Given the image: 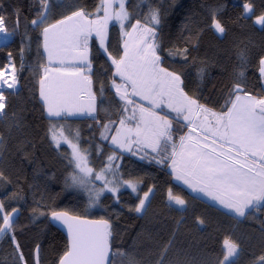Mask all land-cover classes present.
<instances>
[{
	"label": "trees",
	"instance_id": "16d2710c",
	"mask_svg": "<svg viewBox=\"0 0 264 264\" xmlns=\"http://www.w3.org/2000/svg\"><path fill=\"white\" fill-rule=\"evenodd\" d=\"M245 2L253 3L255 9L250 19L242 15ZM99 5L100 0H52L47 22L36 28L31 21L39 15L38 0H0V15L6 18L8 32H14L7 43L0 44V70L7 68L11 53L19 82L18 90L5 89L7 108L4 119L0 120L3 140L0 143V171L10 183H0V199L12 194L19 197L15 201H6L5 211L16 207L21 211L14 227L26 264H35L37 246L40 247V264H58L60 256L67 250L65 234L49 220L52 211L110 220L113 250L134 252L138 264H160L162 259L163 264H218L224 256L222 242L225 238L239 245L232 264H254L264 255V204L239 219L195 198L189 189L175 180L170 168L139 160L101 139V125L118 123L125 112L121 111L123 102L115 96L114 89L106 90L104 102L100 103V81L107 85L115 68L106 54L101 53L96 38L89 42V56L95 73L93 91L97 95L95 119L89 115L66 120L46 116L39 97L40 73L37 69L38 63L46 62L42 47L38 51V45L42 44V27L81 7L95 13ZM218 8V18L227 28L222 37L206 28L211 22L210 12ZM126 9L132 14L131 23L140 20L143 25L148 23L150 9L160 10L162 26L157 31L163 48L159 53L163 59L161 66L169 71L183 72L184 91L201 104L221 110L233 85L240 82L236 73L241 70L239 54L242 51L245 53L246 81L243 86L253 95L264 96L258 71L259 58L264 56V29L253 23L264 12V0H126ZM130 29L131 25L126 22L125 30ZM201 29L204 31L198 41L193 40L191 45L185 43L186 38L195 37ZM106 44L108 52L116 59L123 55L124 37L118 23L109 25ZM185 47H188L187 63L182 55H168L169 51L176 52ZM101 65L106 76L101 74ZM201 67L205 68L203 80L196 75ZM116 82L121 80L117 77ZM161 113L172 120L174 141H180L188 131L186 123L170 111L161 109ZM52 124L64 125V135L73 143L77 141L72 134L79 132V148L88 150L89 165L97 172L105 166L109 155H115L117 159L113 164L119 166L120 177L137 183L138 193L127 189L120 191L117 194L119 203L111 193H105L99 205L90 207L87 191L66 186V178L73 173L67 159L72 149L65 143L56 146L49 134ZM97 146L102 149V154ZM149 188H154V192L145 210L142 213L131 211ZM169 189L186 201V207L170 205ZM197 218L204 220V224H198ZM0 264H20L8 236L0 241ZM111 264H128V261L117 256Z\"/></svg>",
	"mask_w": 264,
	"mask_h": 264
},
{
	"label": "snow or ice",
	"instance_id": "6c2138e0",
	"mask_svg": "<svg viewBox=\"0 0 264 264\" xmlns=\"http://www.w3.org/2000/svg\"><path fill=\"white\" fill-rule=\"evenodd\" d=\"M38 2L39 15L31 21V25L36 28L47 22L52 6V0ZM113 4H118L119 10H114ZM125 5L126 0H100L95 13H89L81 7L55 23L42 27L40 33L42 44L38 45V51L42 47L46 62L38 63L37 69L40 73L39 97L46 116L49 119L66 120L68 117L87 113L95 119L94 114L97 112V95L93 91L95 73L92 60L89 58L88 46L90 37L95 33L99 38L101 53L106 54L111 65L115 67V72L107 85L100 81V103L104 102L105 91L114 89L115 96L123 102L122 112H127L128 106H134L128 121L120 119L116 135L111 136L112 145L128 152H132L133 144L140 151H144L145 148L151 149L161 157L157 163L165 164L171 161V174L176 180L183 181L193 192L210 197L236 216L245 217L248 209L264 201V96L253 95L243 86L246 82L243 71L245 53L242 51L239 54L241 70L236 76L240 82L233 85L221 110L216 111L201 104L184 91L183 72L169 71L161 67L163 59L159 53L163 48L157 31L162 26L160 10L150 9L148 23L141 25V21L136 20L133 24L132 14L127 11ZM242 7V15L250 19L255 12L253 3L245 2ZM101 10L103 16L99 15ZM219 12V8L210 12L211 22L206 28L222 37L227 28L218 18ZM93 16L95 18H91ZM5 19L0 15V34L8 40L14 36V32H8ZM111 20L119 22L121 29L126 27V22L130 24L132 31L124 32L129 38L134 32H138V38L131 46L128 40L124 41L123 55L119 59L108 52L106 44L108 23ZM253 23L264 29V12L257 16ZM203 31L204 29H201L195 37L186 38L185 43L191 45L193 40L198 41ZM187 53L188 47H185L176 52L169 51L168 55H182L184 63H187ZM8 55L11 62V53ZM10 66L12 71L7 78L5 72L0 70V120L6 115L5 89L16 91L19 87L16 67L11 63ZM22 67L23 65L21 69ZM258 71L261 77L260 87L264 89V56L259 58ZM101 74L107 75L103 65ZM196 75L203 80L205 68H199ZM117 77L122 83L116 82ZM97 78L99 79V76ZM129 88L131 92L128 91ZM84 97L87 98L86 102L83 101ZM132 97L149 101L151 107L145 108ZM161 107H167L175 112L178 118L182 117V121L186 122L185 127L189 129L187 135L180 137L179 150L172 142V120L155 110ZM129 122H135V127H130ZM110 124L115 127V122L101 125L104 129L100 133L102 140L109 138L105 133L109 130ZM64 128V125L52 124L49 134L57 147L63 142L72 149L67 159L69 166L73 167V173L66 178V186L87 191L90 207L99 205L105 193H111L115 202L119 203L117 194L121 188L137 191V183L120 177L119 166L113 164L117 159L115 155H109L105 166L98 172L95 171L89 166L88 150L79 148V132L72 134L77 141L73 143L64 135ZM122 131L123 140L119 139ZM2 142L0 137V143ZM97 150L102 154L99 146ZM96 182H101L100 186L97 187ZM0 183H10L3 171H0ZM153 192L154 188H149L143 193V197L139 198V203L130 210L142 213ZM18 199L17 194L0 199V238L8 236L12 240L20 264H26L20 251V244L16 240L14 227L20 209L16 207L11 211H5L6 201ZM168 200L170 205L186 207V201L173 195L171 189L168 190ZM35 215L34 211L33 216ZM50 218L53 223L58 222L64 226L68 235L67 250L60 256L58 264H111L112 259L117 256L127 259L128 264H138L134 252L113 250L114 235L110 220H88L71 216L66 211H52ZM197 223L203 225L204 220L197 218ZM170 244L171 242L169 246ZM222 247L224 256L218 264H232V258L237 255L239 245L230 238H225ZM164 251L167 252V247ZM35 256L36 264H39V246ZM160 264H163V259ZM254 264H264V255Z\"/></svg>",
	"mask_w": 264,
	"mask_h": 264
},
{
	"label": "rangeland",
	"instance_id": "374dc122",
	"mask_svg": "<svg viewBox=\"0 0 264 264\" xmlns=\"http://www.w3.org/2000/svg\"><path fill=\"white\" fill-rule=\"evenodd\" d=\"M125 7H126V5H125ZM113 9H114V10H119V8H118V4H113ZM99 15H100V16H103V10H101V11L99 12ZM91 18H95V16H93V17H91ZM111 23H118V24H119V22H117V21H115V20H111V21H109V23H108V27H109V25H110ZM141 25H143V24H141ZM122 31H123L124 41H125V40H128V41H129V45L131 46V45L135 42V40L138 38V32H134L133 35H132V37L129 38V37H127V36L124 35V32H126L125 28L122 29ZM131 31H132V29H130V30L127 31V32H131ZM91 38H96V39L98 40V42H99V38L95 36V33H93V35L90 37V39H91ZM10 39H11V37H10L8 40H5L3 34H0V44L7 43ZM90 39H89V42H90ZM89 42H88V46H89ZM106 42H107V41H106ZM89 58H90V56H89ZM10 63H11V64H14L13 61L11 60V62H9V64L7 65V68H6L5 70H3V71L5 72V74H6L5 78H7V76L11 74L12 69H11ZM161 67H162V66H161ZM114 68H115V67H114ZM85 72L87 73V69H85ZM118 83H122V81H121V82H118ZM128 91L131 92V89L129 88ZM132 98L136 101V103H138V104H143V106H144L145 108H150V107H151L150 102L147 101V100H142V99L139 98V97H132ZM86 100H87V98L84 97V98H83V101L86 102ZM132 107H134V106H128V109H129V110H128L127 112H125V114H124V116H123V119H126V121H128V118H130V117L132 116V111H131ZM161 109H162V110H166V111H170L171 113H174V114H175V112H172V111H171L170 109H168L167 107H161V108H159V109H155V110H156L160 115H162V113H161ZM77 116H78V117H83V116H88V115H87V113H84V114H78V115H76V116H72V117H77ZM138 116H139V112L137 111V118H138ZM162 116H163V115H162ZM180 119H182V117H180ZM129 126L134 128V127H135V122H129ZM118 127H119V122H118V123H115V127H112V125L110 124V126H109V130L105 133V134L109 137L106 141H109V143H110L111 145H112V143H111V136H112V135H116V128H118ZM103 131H104V129H103ZM171 134H172V133H171ZM184 136H185V135H184ZM172 137H173V134H172ZM119 139H121V140L124 139L123 131L121 132ZM133 139H135V137H133ZM172 142L176 145L177 150H179L180 141H174V138H173V141H172ZM61 143H63V142H61ZM112 146L115 147L116 149H118L115 145H112ZM118 150H120V151H122V152H124V153H127V154H129V155H132L133 157H135V158H137V159H139V160H145L148 156H153V157H156V158H157V154H156V153H153L151 149L145 148L144 151H140V149H139L135 144L132 145V152H128V151H126L125 149H118ZM168 151H169V152L171 151V147H169ZM133 153H135V154H133ZM165 154H167V153H165ZM142 157H143V158H142ZM89 166H90V165H89ZM91 168H92V167H91ZM169 170H171V168H170ZM171 171H172V170H171ZM100 183H101V182H96L97 187L100 186ZM133 183H134V182H133ZM137 185H138V184H137ZM138 188H139V185H138V187H137V191H136V192H132V190H131L130 188H126V187H125V188H121L120 191H122V190H124V189H127V190H130L132 193L137 194V193H138ZM120 191H119V192H120ZM87 194H88V192H87ZM88 196H89V195H88Z\"/></svg>",
	"mask_w": 264,
	"mask_h": 264
},
{
	"label": "crops",
	"instance_id": "0c3cea01",
	"mask_svg": "<svg viewBox=\"0 0 264 264\" xmlns=\"http://www.w3.org/2000/svg\"><path fill=\"white\" fill-rule=\"evenodd\" d=\"M175 114H176V113H175ZM185 123H186V122H185ZM188 132H189V129H188V131L186 132L185 135H187ZM174 178H175V177H174ZM175 180H176V179H175ZM176 181L179 182V183H181V184H183V185H184L187 189H189V190H190V191H191L196 197L199 196L200 199H202V200H204V201H207V202H209V203H211V204H213V205L219 207V208H220L221 210H223L224 212L235 215V214L232 213L230 210L224 208L222 205H219L218 202L213 201L210 197L205 196V195H203L202 193H199V192H193L191 188H189L187 185H185V184L183 183V181H179V180H176ZM263 204H264V201L260 202V204H259L258 206L248 209V210L246 211V214H247L248 212L252 211L254 208H257V207L262 206ZM235 216H236V215H235ZM237 217H238V216H237ZM238 218H239V219H243L244 217H238Z\"/></svg>",
	"mask_w": 264,
	"mask_h": 264
},
{
	"label": "water",
	"instance_id": "95a60500",
	"mask_svg": "<svg viewBox=\"0 0 264 264\" xmlns=\"http://www.w3.org/2000/svg\"><path fill=\"white\" fill-rule=\"evenodd\" d=\"M20 215H21V211H20V214H19V217H20ZM69 215H71V216H76V215H72V214H70L69 213ZM18 217V218H19ZM79 217H82V216H79ZM82 218H84V219H88V220H100V219H94V218H89V217H82ZM18 220V219H17ZM16 220V221H17ZM49 220L51 221V218L49 217ZM16 223V222H15ZM51 223L56 227V228H58L59 230H61L64 234H65V236H66V238H67V241H68V235H67V230H66V228L64 227V226H62V225H60L58 222L57 223H53L52 221H51ZM3 239V237L2 238H0V241ZM37 249V248H36ZM36 249H35V253H36ZM35 264H36V256H35ZM39 264H40V247H39Z\"/></svg>",
	"mask_w": 264,
	"mask_h": 264
},
{
	"label": "built area",
	"instance_id": "2783aa9c",
	"mask_svg": "<svg viewBox=\"0 0 264 264\" xmlns=\"http://www.w3.org/2000/svg\"><path fill=\"white\" fill-rule=\"evenodd\" d=\"M165 155H166V154H165ZM160 158H161L160 156H157V158H156V157H153V156H148V157L145 159V161L148 162V163H154V164H157V165H159L160 167L171 168V167H170V163H171V161H167L165 164H159V163H157V160H159Z\"/></svg>",
	"mask_w": 264,
	"mask_h": 264
}]
</instances>
